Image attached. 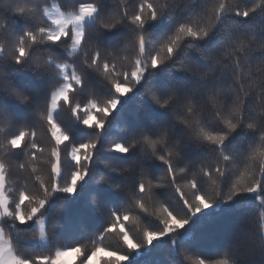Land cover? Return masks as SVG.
I'll list each match as a JSON object with an SVG mask.
<instances>
[{
    "label": "trees",
    "instance_id": "obj_1",
    "mask_svg": "<svg viewBox=\"0 0 264 264\" xmlns=\"http://www.w3.org/2000/svg\"><path fill=\"white\" fill-rule=\"evenodd\" d=\"M53 0H0V107H3L14 122L36 123L34 109L37 104L43 105L49 90L53 88L61 77L54 62H47L51 56L54 61L67 60L76 68L85 73V86L77 89L73 100L83 103L90 96L99 102L115 96L116 94L96 72L86 69L82 63L83 51L71 57L68 42L50 43L40 41L33 43L25 38L29 45V55L24 63H15L12 56L15 46L23 32L33 30L41 23H49L42 15V6H51ZM70 10L76 0H56ZM92 2V0H84ZM138 0H125V7L132 9ZM154 4L167 5L163 15L156 20L149 21L144 28L147 34V54L157 50L163 38L170 34L173 28L181 21L194 19L198 23L204 22L202 15L206 0H151ZM259 0H236L237 4L256 3ZM100 12L97 16L120 6V0H98ZM23 11H19V9ZM235 19L240 25L239 31L245 34L255 33L264 37V4L256 14L249 18L228 16L222 25L218 24L204 40H185L175 52V55L162 65L148 67L139 83L132 84L131 91L119 95V103L110 114L97 113L99 118L105 120L100 129L87 128L81 125L63 107L55 113L61 125L69 132L72 141L79 142L93 136L98 137L94 155L90 161H82L86 167L85 177L78 182L75 191L71 194L51 190L46 204L40 209L39 215L45 219L46 244H33L31 240L38 236L35 221L23 225V233L17 234L9 218L0 219L3 226L13 240L16 251L24 256L48 255L58 248H69L81 245L87 250L101 246L106 250L116 251L126 255V260L114 261L103 257V264H195L198 257H203L212 264V261L226 256L230 264H264V222L259 218V211L264 204L256 198L257 193H243L231 201L215 198V203L202 208L200 212L191 214L184 206L180 197L171 187L160 189L159 198L180 217H187L188 223L179 229L154 238L150 244L144 245L143 232L145 228L159 231L162 224L152 215L134 210L139 217L131 220L127 227L130 234L141 246L130 249L124 245L121 235L117 231L105 232L110 222V210L119 211L127 206L130 191L134 185L141 168L152 175L163 173L162 163L151 155V151L139 141L140 135L148 133L152 136L160 133L167 134V144L177 146L182 153L183 160L193 164L201 162L211 163L215 153L206 145L190 139L187 129L178 123L175 114L179 112L178 106L161 108L152 100L150 91L167 95L169 93L193 94L202 98L209 89L219 88L221 92L231 97L233 94L234 76L238 73L245 82L248 77L244 72L249 70L248 63L243 68L237 69L230 60L224 59L225 68L216 66L204 80L199 79L188 67H197L206 71L212 67L209 60L195 51V47L212 50L217 53L224 43L225 33L233 31L231 21ZM88 29L87 42L92 48L99 47L102 55L110 60L115 59L120 70L129 67L133 49L125 48L126 39L132 35L129 25H122L112 31L101 30L95 20L86 22ZM43 35V34H41ZM189 44L194 47H189ZM91 55V49H89ZM259 52L251 53L249 63L252 75L256 73V64L259 62ZM39 63L40 66H37ZM16 88L31 97L32 103L22 104L7 89ZM252 113L249 111L248 113ZM204 120L209 127L217 128L218 123L212 118L209 110L203 113ZM0 138L7 135L9 128L7 122L0 120ZM137 140L136 146L128 153H121L110 149L109 145L115 142L125 144ZM255 139V133L241 125L225 142V149L234 153L237 158L241 152ZM39 143L45 151L39 155L38 174L47 183L49 173V142L42 133ZM160 149L162 150L161 146ZM0 158L11 165L12 175L9 177V195L15 196L18 189L26 188L29 192L42 196L32 176L31 169L20 171L15 165L17 159L9 160L7 153L0 150ZM17 158L26 160L22 154ZM239 166L243 165L240 162ZM72 162L64 161V171L61 185L67 180L72 169ZM115 169H127L117 172ZM104 177V179H101ZM183 184L184 182L181 181ZM120 184V188L114 185ZM205 192L214 195V186L210 181L202 184ZM185 191H189L185 187ZM264 196V191H261ZM35 201H33L34 203ZM150 207H155V201L150 202ZM185 256L190 259H185Z\"/></svg>",
    "mask_w": 264,
    "mask_h": 264
},
{
    "label": "snow or ice",
    "instance_id": "obj_2",
    "mask_svg": "<svg viewBox=\"0 0 264 264\" xmlns=\"http://www.w3.org/2000/svg\"><path fill=\"white\" fill-rule=\"evenodd\" d=\"M264 4V0L256 3L237 4L236 0H206L202 15L204 22L198 23L194 19L179 22L165 38L161 40L157 50L148 55L147 60V34L143 31L149 21L156 20L163 15L167 5L154 4L151 0H138L135 7H125V0H120V6L109 10L107 13L97 16L100 12L98 0L84 2L76 0L70 10H64L61 3L53 0L51 6H42V15L49 23H41L33 30H25L15 46L12 59L15 63H24L29 55L27 40L36 43L47 41L50 43L68 42L71 57L84 53L82 63L86 69L96 72L102 77L116 94L106 98L101 103L95 97L90 96L83 103L73 100L75 92L85 86L86 75L78 70L76 66L67 60L54 61L51 56L45 63L54 62L58 69L61 80L49 90L47 99L43 105L37 104L34 109L36 123L14 122L3 107H0V120L7 122L9 131L7 135L0 138V150L7 153L9 160L16 158V169L27 171L31 169L30 175L38 190L43 192L37 196L26 188L18 189L15 196H10L8 188L9 177L12 175L11 165L8 161L0 158V219L9 218L12 227L17 234L25 230L22 226L30 221L38 225L40 239L46 236V225L40 209L46 204L47 197L51 195L52 189L65 193H73L79 181L86 175V167L82 161H90L98 143V137L93 136L79 142L72 141L69 132L61 125L55 116L57 110L67 107L68 113L81 125L87 128L100 129L105 120L99 118L97 113L105 116L110 114L119 103L118 96L131 91L132 84L129 81L139 83L148 67H158L165 61L170 60L177 49L185 40H204L217 25H222L228 16L249 18L258 12ZM23 11V9H19ZM85 18L89 21L95 20L101 30L112 31L122 25H129L132 33L126 39L125 48H132L133 55L129 67L123 70L118 68L115 59L110 60L108 56L102 55L99 47L92 48L87 42L88 29L84 23ZM233 31L225 33L224 43L219 53L195 47L205 60L212 63V67L206 71H200L197 67H188L189 72L194 73L199 79L204 80L216 66L227 67L223 64L224 59L231 61L237 69L243 68L248 63L249 70L244 72L248 81L237 73L234 76L233 94L225 96L219 88L209 89L202 98L192 94L169 93L160 95L150 91L154 103L161 108L178 106L179 112L175 114L178 123L187 129L190 139L208 146L214 153L215 158L211 163L201 162L193 164L191 161L183 160L181 151L177 146L167 144V134L160 133L152 136L143 133L139 137L151 151V155L160 161L163 173L152 175L141 168L134 185L131 188L127 206L119 211L110 210V222L104 229L105 232L117 231L125 246L136 249L141 242L128 231V223L139 216L134 210L154 216L162 224V229L154 231L144 229V245H148L154 238L162 237L167 233L179 229L188 223L187 217L174 214L169 206L160 198V189L171 187L180 197L188 212L195 214L215 203V198L220 197L224 201H231L237 195L243 193H257V199L264 204V37H258L255 33L245 34L239 31L241 25L233 19ZM43 34V35H41ZM189 47L194 45L189 44ZM91 49V55H89ZM0 51L3 46L0 45ZM259 52L256 73L251 74V53ZM37 66H40L39 63ZM7 91L16 97L22 104L32 103L31 97L17 90L8 88ZM205 109L209 110L212 118L219 127L212 128L203 118ZM249 111L252 113L249 115ZM243 125L255 133V139L244 149L240 156L228 152L224 145L231 135ZM4 129L0 128V132ZM43 134L49 142V173L48 181L45 183L38 174V161L40 153L45 147L39 143V135ZM132 140L125 144L115 142L109 145L110 149L121 153H128L137 144ZM162 147V150L160 147ZM26 160L17 158L20 155ZM68 159L73 166L67 180L61 185L64 171V161ZM242 163L243 167L239 166ZM127 169H115L117 172ZM104 179V177H101ZM181 181L184 183L182 184ZM214 186V195H208L202 184L209 182ZM120 188V184L114 185ZM185 187L189 191H185ZM33 201H35L33 203ZM155 201V207H150V202ZM259 218L264 222V208L259 211ZM264 226V225H262ZM264 245V241L261 242ZM103 257L114 261L126 260V255L116 251L106 250L96 246L91 250H85L81 245L69 248H58L48 255L24 256L16 251L12 238L3 226H0V264H103ZM185 259L190 257L185 256ZM195 264H209L203 257H198ZM212 264H230L226 256L212 261Z\"/></svg>",
    "mask_w": 264,
    "mask_h": 264
},
{
    "label": "rangeland",
    "instance_id": "obj_3",
    "mask_svg": "<svg viewBox=\"0 0 264 264\" xmlns=\"http://www.w3.org/2000/svg\"><path fill=\"white\" fill-rule=\"evenodd\" d=\"M86 22H89V20H88L87 18H85V20H84V23H86ZM0 53H1V51H0ZM44 221H45V219H44ZM34 226L38 229V225L34 224ZM31 242H32L33 244L44 245V244H46V242H47V241H46V236H45V238L42 240V239H40V237H39V235H38L35 239L31 240ZM65 264H67V262H65ZM96 264H99V261H97Z\"/></svg>",
    "mask_w": 264,
    "mask_h": 264
},
{
    "label": "clouds",
    "instance_id": "obj_4",
    "mask_svg": "<svg viewBox=\"0 0 264 264\" xmlns=\"http://www.w3.org/2000/svg\"><path fill=\"white\" fill-rule=\"evenodd\" d=\"M189 94H191V93H189ZM193 95V94H192Z\"/></svg>",
    "mask_w": 264,
    "mask_h": 264
}]
</instances>
